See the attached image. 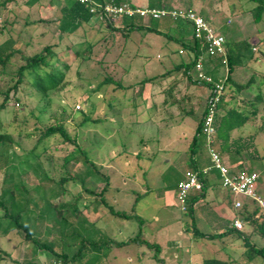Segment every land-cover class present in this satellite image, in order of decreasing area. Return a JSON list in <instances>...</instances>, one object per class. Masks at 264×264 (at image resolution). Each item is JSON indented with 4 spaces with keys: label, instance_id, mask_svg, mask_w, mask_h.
<instances>
[{
    "label": "rangeland",
    "instance_id": "374dc122",
    "mask_svg": "<svg viewBox=\"0 0 264 264\" xmlns=\"http://www.w3.org/2000/svg\"><path fill=\"white\" fill-rule=\"evenodd\" d=\"M3 1L0 0V3ZM59 1L61 6L68 2L14 0L0 8V46H14L20 50L5 68L0 67V104L4 100L2 92L12 84V77L24 64L23 56H34L50 46L55 54L52 60L54 67L60 70L69 67L61 87L47 96L32 86V79L28 76L18 91L11 93L6 108L0 113V134L13 140L8 152L3 143L0 144V152L6 158V161L0 160V193L5 185L7 169L11 168L15 182L22 180L19 189L26 187L32 191L41 185L38 200L46 197L58 208H65L61 212L65 220L59 218L54 221L52 217H57L58 211L52 205L50 220L39 223L35 231L37 239L51 243L56 253L64 251L73 255L80 251L81 259L69 264H148L146 259H138L140 250H149L147 247L137 244L118 247L115 242L135 238L139 232L143 233L141 239H146V227H150V218L158 211L165 217L172 214L179 216L186 227L195 220L196 227L204 232L213 234L219 226L221 231L225 229L223 221L212 213L203 211L201 214L202 211L195 208L192 216L177 206V185L192 169L188 147L195 136L209 94L208 87L191 84L189 97L180 101L188 89L181 82L177 83L183 78L182 72L172 71L193 56V52L182 48L183 37L178 30L182 21L140 20L145 29L113 31L95 16L76 31L64 33L59 28ZM195 2L205 7V14L202 15L209 17V24L217 33L230 41H255L253 49L245 53L246 65L235 71L234 78L239 84H247L253 78L252 85L238 95L237 103L252 110L250 103L253 102L258 107V113L233 135L234 138H246L257 134L255 145L259 157L253 151L239 154V157L245 169L258 175L256 190L264 199V18L255 23L251 12L255 4L246 0ZM160 7L198 9L188 0H173ZM123 21L116 26L125 25ZM147 27L159 33L151 32ZM220 73L224 76L225 69H221ZM155 76V81L142 84L147 78ZM196 77L197 73L193 70L191 78L195 80ZM108 79L111 81L106 82ZM187 79L190 78L187 76ZM260 93L263 99L258 101ZM78 105L80 109H77ZM85 116L92 120L85 123ZM60 123L66 124L68 133L86 151L100 176H109L110 187L105 191V201L116 210L132 214L133 218L122 219L108 211L97 195L106 182L97 184L89 177L92 165L75 160L66 164V156L75 152L73 144L64 142L59 135L45 143H38L41 128ZM203 141L200 140V143ZM201 151H207L205 144L198 149L199 154ZM75 153L77 158L80 157ZM224 163L237 169L227 160ZM26 165L31 166L32 172L19 179L20 172L29 168ZM15 167L19 169H13ZM70 173L77 180L73 181ZM62 178L68 181L64 186L59 185ZM43 182H47L48 187ZM215 182V190L222 194L220 197L226 195L224 200L222 197L220 200L229 212L235 213L245 223L241 209L234 207L235 202L240 200L248 203L249 211L258 209L259 221H264V208L244 196L227 195L220 178L215 177ZM46 188L58 194L45 195L48 192ZM63 190L66 192L59 197ZM212 190L214 188L210 187L208 198L202 204L213 211L220 204L210 202ZM137 197L140 202L135 207ZM45 208L42 206L41 211ZM46 211L43 210L44 214ZM2 216L0 211V218ZM99 217H103L102 222H98ZM61 223L66 224L62 227ZM177 226L174 222L168 228L175 231ZM120 230H123L122 235ZM245 234L250 245L264 249V237L251 224L245 223ZM193 238L194 249L182 240V264L189 263L192 255L194 264H203V258L227 259L229 251L234 253L239 264H264L261 256L247 259L249 248L242 236L230 234L214 240ZM52 258H55L52 251L38 250L17 231L0 236V264H42ZM129 258L133 261L129 262Z\"/></svg>",
    "mask_w": 264,
    "mask_h": 264
},
{
    "label": "trees",
    "instance_id": "16d2710c",
    "mask_svg": "<svg viewBox=\"0 0 264 264\" xmlns=\"http://www.w3.org/2000/svg\"><path fill=\"white\" fill-rule=\"evenodd\" d=\"M14 0H4L0 3V8L5 7L9 3L13 2ZM39 1V0H34ZM117 4L123 3V0H112ZM251 3L255 4V7L251 10L253 14V19L255 23H260L264 18V0H246ZM60 5V12L61 16L59 18V28L64 33H72L77 30L78 27L87 24L91 21L94 15H92L89 10L75 2L74 0H68V4L61 6V1L58 2ZM206 21L209 23V17H204ZM124 24L121 27L108 25L111 30L113 31H132V30H141L145 29L143 25H141L139 22L140 20L137 19H124ZM151 32L159 33L158 30H155L152 27H147ZM255 41L249 42V40L235 42L226 40V48H227V59H228V65L227 68H225V65L223 64V59L218 56H209L206 55L204 51L201 50L200 44L197 41H194V45L192 48L193 51V58L190 60V62L183 63L180 65H177L175 70L172 72H179L183 71L185 75L188 77H191L189 75V72H191L199 58L201 56H204L205 58V66H206V72L207 74L214 77L216 81H224V94L222 96L221 102L218 105L217 108V114L215 118V124L217 128V151L221 153V155H233V157L239 156V154L253 151L255 152V156L259 157V154L256 152V145H255V139H256V133L243 138H234L233 133L238 130L245 127L247 124H249L253 117H255L258 113V107L255 106L253 102L250 103V105L253 107V109H247L246 106L239 105L237 103V97L240 93H242L244 90H247L253 83V78L250 79V81L247 84H239L233 80V73L237 69H241L246 65V56L245 53L249 51L250 49H253ZM20 53V50L18 48H14V46L9 48H4L0 46V67L5 68L8 63L11 61V59L16 55ZM55 58V54L50 46L46 47L42 52L35 54L34 56L25 57L23 56L24 64L21 65L18 70L16 71L15 75L12 77V84L8 87V89L5 92H2V95L4 96L3 102L0 104V113L6 108L8 101L10 100L11 93L14 94L18 91V88L20 85L25 83V79L28 78V76L32 79V86L39 91L42 95L47 96L50 94L51 91L57 90L61 87L65 80L66 71L69 69L68 66L65 67V70H60L54 67V63L52 60ZM227 69V72L224 76H219V71L221 69ZM157 79V76L153 78H147L142 82V84H146L147 82H152ZM111 80H106V82H109ZM197 83V81H195ZM202 86H206V84H201ZM233 92V93H232ZM263 99L262 94H258L257 100L261 101ZM242 108H239V107ZM92 120L90 117L85 116L84 122H88ZM96 121V120H93ZM99 121V120H97ZM202 124L203 119L199 123L195 136L193 137L191 147H190V155L191 158L195 157L196 152L198 149H200L202 146H204L203 136H202ZM61 136L66 143H71L75 146V152H77L80 157H76V153L72 152L69 155L66 156V164L70 163L71 161L75 160L77 163H80L81 161L92 165L93 169L91 170L90 178L95 181V183H100L101 181H105L106 185L101 193L97 194L101 197L102 202L104 203L105 207L108 209V211L113 214L114 216H117L122 219H131L133 218L132 214H128L123 211L116 210L113 206L109 205L107 201L104 199L105 191L110 187L109 183V176L101 174L98 172L96 165L89 160V157L85 150H83L77 141L73 139L70 134L67 131L66 124L60 123L54 126H50L47 128H41L40 130V138L38 143H45L46 141L56 137ZM200 140L203 142L200 143ZM3 143V147L5 148L6 152L11 150V146L13 144V140L11 137L7 135H1L0 134V144ZM7 143V144H5ZM34 153H32L33 155ZM0 160L6 161L5 156L2 152H0ZM233 165L237 166L236 171L241 172H247V173H253L252 171H246L243 169V164H239L237 160L233 162ZM29 167V165H26ZM15 170L19 168H13ZM196 166H193L191 170H198ZM11 168L7 169L6 177H5V185L3 188V191L0 193V211L3 213V216L0 218V236H7L12 231H17L20 235H23L24 240H26L28 243H33L38 250H49L52 251L55 258L61 259L66 263H70L71 261H76L81 259V252L74 253L73 255H69L66 252L62 251L61 253H56V251L53 249L52 244L48 242H43L41 239H37V233L35 231V228H37L39 223H43L46 220H50V217L52 215L51 207L54 206V209L58 211L57 217H52V220H57L59 218H62V220H65V218L62 216L61 212L64 211L63 208H58L54 203H52V200L46 199V197L41 198L40 200L37 199V197L40 196V192L38 193L39 186H37L35 189L28 190V188L23 187L22 189H19V182L22 183V180H16L13 177V174L11 175L10 172ZM10 172V173H9ZM31 166L28 169H24L23 172H20L19 179L21 176L30 174ZM70 178L75 181L77 180L76 176H72L71 173L69 174ZM97 176L98 179L96 178ZM68 177V178H69ZM97 179V180H96ZM206 179H202L203 184L205 183ZM49 181V180H47ZM67 178H62L59 182L60 186H64L67 183ZM43 184H47V182H43ZM84 185V183H83ZM48 187V184H47ZM86 190V189H85ZM45 191H48L47 188ZM37 192V193H36ZM66 190H63L60 192L59 197H61ZM90 194H96L92 190H87ZM49 193V195L54 196L55 194H58L56 191L51 192H45V195ZM42 195V194H41ZM96 195V196H97ZM205 198V190L204 186L201 190V192L193 197L189 198L188 204H187V212L188 214L192 215L194 214V207L196 203L199 202V200ZM45 199L47 201H45ZM44 202L47 204L45 205ZM46 207L43 210H47L44 214L43 210L41 211V208ZM64 206V205H63ZM77 210V207H73ZM241 211L244 215L245 223L251 224L256 232H259L264 237V221L260 222V218L258 216V209L254 211H249L248 209V203H244L243 207L241 208ZM82 215V214H81ZM55 226L60 228V226ZM62 227L65 226V224L61 223ZM190 233H192L193 237L195 238H206L207 235L203 234L198 230L196 227V224H191L188 227ZM67 232V228L65 229ZM64 230V231H65ZM38 231V230H37ZM61 234V233H60ZM63 234V232H62ZM143 236L142 232H139V234L126 242H118L116 243L117 246H126L130 244H137V245H146L148 247H152L153 244L149 243L146 239H141ZM244 237V240L248 246V252H247V259L253 260L257 256H261L264 259V249H258L256 246L249 244V237L247 234L241 235ZM62 238V237H60ZM92 243V242H91ZM93 245L96 243H92ZM79 254V255H78ZM204 264H233L232 261L227 260H221V259H206L204 261Z\"/></svg>",
    "mask_w": 264,
    "mask_h": 264
},
{
    "label": "built area",
    "instance_id": "2783aa9c",
    "mask_svg": "<svg viewBox=\"0 0 264 264\" xmlns=\"http://www.w3.org/2000/svg\"><path fill=\"white\" fill-rule=\"evenodd\" d=\"M85 6L89 12L96 16L99 21L106 25L116 26L119 21L124 19L137 20H161L172 19L174 21L187 22L192 25L193 39L200 44L202 51L209 56H218L223 59L225 68L228 65L226 38L224 35L217 33L206 19L194 11L165 8V7H139L130 2L120 4L112 0H74ZM197 73L194 81L198 84H206L209 89V96L206 102V109L203 115L202 136L208 152L211 164L198 170H190L185 174V179L180 182L177 189V199L183 212H187V204L190 193L193 190H201L204 186L202 179H206L212 172L216 171L221 180L222 186L231 194L244 196L254 201L258 206L264 208V199L258 195L256 184L259 177L255 173H247L232 170L223 160V156L215 149L217 128L215 118L217 108L224 94V81H216L213 76L207 74L205 58L201 56L193 69ZM189 75L192 76V72ZM227 72V69H225ZM80 105L77 109H80ZM243 202L235 203L236 209L243 207ZM233 227L242 231L244 224L241 220L236 219ZM42 264H68L61 259L52 258Z\"/></svg>",
    "mask_w": 264,
    "mask_h": 264
},
{
    "label": "crops",
    "instance_id": "0c3cea01",
    "mask_svg": "<svg viewBox=\"0 0 264 264\" xmlns=\"http://www.w3.org/2000/svg\"><path fill=\"white\" fill-rule=\"evenodd\" d=\"M172 1L173 0H123V2H130L136 6H139V7L150 6V7H158V8L164 4H167V2H172ZM175 1H177V0H175ZM188 2H193L194 6L198 8L197 11L195 9H193L194 7L189 8L188 10L196 11L201 16L206 17V16L202 15V14H205V7L203 5L196 3L195 0H188ZM67 4H68V2H67ZM210 25H211V23H210ZM178 30H179L180 34H182V37H183L181 39L182 48L190 50L191 52H193L192 48L194 45V39H193L192 25L190 23H187V22H180L178 24ZM226 40H227V38H226ZM193 56L190 58V60L193 58ZM190 60L188 62H190ZM184 63H187V62H184ZM181 64H183V63H181ZM178 65H180V64H178ZM181 72H182L183 78H181L180 81H177V83L181 82V84H183L185 86L186 90L188 89V92L185 93L180 98V101H184L185 99H187L189 97V90H190L189 87L191 84H197L199 86H202V85L195 83V81L191 77H189L190 79L185 80V78H187V75H185L183 73V71H181ZM234 73H233V80L236 82V80L234 78ZM225 74H226V72H225ZM219 76L220 77L222 76L220 71H219ZM208 96H209V94H208ZM207 99H208V97H207ZM207 99H206V102H207ZM205 109H206V103L203 107L200 122L202 121ZM183 136L187 137L186 134H184ZM190 147H191V144L189 145L188 150H190ZM198 154H199V152L197 151L195 154V157L190 158L189 166H191V167L196 166L199 169L207 167L210 164V158H209L208 152L207 151L206 152L201 151V153L199 155ZM222 156H223L224 162H225V160H227L228 162H230L233 165V162L235 160H237L238 165L241 163L243 164V161L240 159L239 156H238V158L233 157V155H230V154L229 155H222ZM234 166H236V165H234ZM243 166H245V165H243ZM231 169H232V167H231ZM243 169L246 171H249V170L245 169L244 167H243ZM232 170H236V169H232ZM188 171H190V170H188ZM253 173H255V172H253ZM215 177L217 179L220 178L219 174L216 171L212 172L206 178L205 183H204L205 198L201 199V201L196 203L194 208L201 210L202 211L201 214H203V211H204V213L206 212V214H210V215L212 213V215H214L216 218H218V220L223 221L225 229L222 228V231H221L220 230L221 227L219 226L216 229L217 231H215V233L212 234V233L204 232L198 227L197 228L200 232L207 235L206 238H203V239H207V240H214L216 237H219V236L224 237V236H228L230 234H236L239 236L244 235L245 234V223L235 213L229 212L228 208L225 205L221 204L220 198L222 197V199L224 200L226 195H223L220 197V195H222V194H220V192H217L215 190V187L217 186V183L215 182ZM180 182H182V180H180ZM180 182L178 183V185L180 184ZM178 185H177V189H178ZM210 187L214 188V190H212V192L210 193V196H209L210 202L215 201V203L217 202V204H220L219 207L213 211L209 208V206L202 204V202L207 200V198H208L207 195H208V190ZM222 189L225 190L227 195H232L223 186H222ZM201 190H193L190 193L189 198L191 199V198L197 196L201 192ZM257 193H258V191H257ZM258 195L261 196L259 193H258ZM238 201H240V200H237L236 202H238ZM139 202H140V198L137 197L134 201L135 207H136V204H138ZM116 203H118L117 200H116ZM177 206L180 207L179 202H178ZM135 207L133 206L132 210H134ZM234 207H235V204H234ZM164 208H166V207H164ZM180 209H181V207H180ZM172 216H173V214H172ZM172 216L165 217V216H163V214H160V211H158V213L154 214L150 218L151 224H150V227H146L145 238L147 239V241L149 243L153 244V246L148 247L146 245H140L141 247H147L149 250H146V251L140 250L138 259H146L148 261V264H150V263H152V264H169V263L182 264V262H181V255H182L181 243H182V240L189 243L191 245V248H192L194 238H193V235L190 233L188 227H186L183 224V221L181 220V218L179 216H177V217L176 216L172 217ZM102 218L99 217L98 222H102V220H103ZM236 219H239L243 222L244 229L242 231H238L233 227V222ZM174 222H176L178 226L176 227L175 231H171L168 228V226ZM193 223L196 224L195 220L192 221V224ZM119 234L122 235L123 230H120ZM134 234L135 233H133V235ZM130 239H133V237H129L128 239L121 241V242H126ZM118 242H120V241H116L115 243H118ZM118 247H120V246H118ZM121 247H125V246H121ZM193 249H194V247H193ZM226 256H227L226 257L227 259H221V260L232 261L233 264H239V263H237L236 259L234 258L233 252L229 251V253H227ZM189 258H190V262L186 263V264H194L192 261L194 259L193 255L190 256ZM206 259L207 258L202 259L203 264H204V261ZM128 260H129V262L133 261L131 258H129Z\"/></svg>",
    "mask_w": 264,
    "mask_h": 264
}]
</instances>
